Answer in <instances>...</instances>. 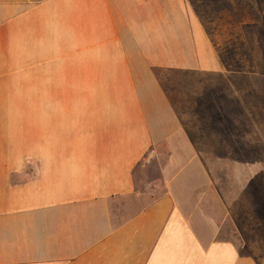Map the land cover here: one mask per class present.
<instances>
[{
	"label": "crops",
	"instance_id": "0c3cea01",
	"mask_svg": "<svg viewBox=\"0 0 264 264\" xmlns=\"http://www.w3.org/2000/svg\"><path fill=\"white\" fill-rule=\"evenodd\" d=\"M194 1L0 0V264H264L195 211L213 178L167 80L222 58ZM161 145L164 192L119 211Z\"/></svg>",
	"mask_w": 264,
	"mask_h": 264
},
{
	"label": "rangeland",
	"instance_id": "374dc122",
	"mask_svg": "<svg viewBox=\"0 0 264 264\" xmlns=\"http://www.w3.org/2000/svg\"><path fill=\"white\" fill-rule=\"evenodd\" d=\"M194 2L222 58L220 69L167 80L213 178L205 209L195 211L219 224L218 237L264 259V0ZM166 157L161 145L139 162L137 191L119 211L164 192Z\"/></svg>",
	"mask_w": 264,
	"mask_h": 264
}]
</instances>
